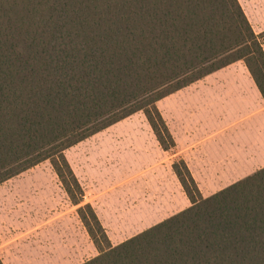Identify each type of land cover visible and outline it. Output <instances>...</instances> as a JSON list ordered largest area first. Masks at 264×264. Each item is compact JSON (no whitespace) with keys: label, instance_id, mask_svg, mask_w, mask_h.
Masks as SVG:
<instances>
[{"label":"trees","instance_id":"trees-1","mask_svg":"<svg viewBox=\"0 0 264 264\" xmlns=\"http://www.w3.org/2000/svg\"><path fill=\"white\" fill-rule=\"evenodd\" d=\"M264 32L238 0H0V183L48 160L97 254L80 264H264V166L112 244L64 151L142 111L164 150L156 102L242 60L264 100ZM0 264H3L0 260Z\"/></svg>","mask_w":264,"mask_h":264},{"label":"rangeland","instance_id":"rangeland-1","mask_svg":"<svg viewBox=\"0 0 264 264\" xmlns=\"http://www.w3.org/2000/svg\"><path fill=\"white\" fill-rule=\"evenodd\" d=\"M238 2L253 30L256 33L264 32V0ZM236 65L244 66V62L238 60ZM233 78L226 81L232 84ZM232 90L236 91L234 88ZM220 96L221 102L217 110L221 113L219 119H222L224 126H220L218 131L226 134V142L232 145L240 141L239 133H244L240 128L250 127L247 117L243 119L242 114H247L254 105L252 102L243 103L236 93H230L226 89L225 92L222 90ZM127 130L140 134L122 135ZM148 131H151L150 126L143 112L137 111L103 129L98 135L90 136L64 151L78 178L101 180L102 177L109 182L104 193L106 203H100L99 209L104 210L105 215L102 214L107 220L106 232L113 244L175 212L174 209H165V212L152 219H147V214L144 216L141 212L121 214L125 194L131 197L141 195L150 200L157 184H172L167 178V167L162 166L165 165V157H160L158 162L147 163L141 159V164L136 167L138 159L132 158V154L141 149H137L136 143L129 142L128 139L139 138L141 144H145L143 139L145 140V133ZM230 132L235 135L231 136ZM241 138L243 139L242 136ZM153 147L146 145L151 151ZM148 169L153 170L155 175L150 174ZM155 190L154 198L158 197ZM96 194L101 196L102 192ZM0 197V222L10 225L13 231L11 241L4 243L0 249L8 254L12 264H80L97 254L78 218L76 207L72 206L48 160L0 183ZM143 217L146 218L145 221H142Z\"/></svg>","mask_w":264,"mask_h":264},{"label":"crops","instance_id":"crops-1","mask_svg":"<svg viewBox=\"0 0 264 264\" xmlns=\"http://www.w3.org/2000/svg\"><path fill=\"white\" fill-rule=\"evenodd\" d=\"M231 77L233 78L232 84L226 81ZM218 86L221 89H218ZM233 88L236 91H233ZM225 89L230 93H236L243 103L252 102L254 105L251 111L242 114L243 119L247 117L246 121H249L250 127L240 128V130H244V133H239L240 141L232 145L226 142V134H221L218 131L220 126H224L222 119H219L221 113L217 109L221 102L220 94L222 90L225 92ZM156 106L174 140V146L169 150L162 149L151 128V131L145 133L146 138L143 139L145 144H141L139 138L128 139V141L136 143V148L142 150L132 154V158L138 159L136 167L141 164V159L147 163L158 162L160 157H165V165L162 166L167 167L169 172H167V178L169 181L171 180L172 184H157V191L154 190L158 197L154 198V190H152L151 197L149 196L150 200L149 198L144 199L141 195L131 197L129 194H125L121 214L129 212L140 214L141 212L144 216L147 214V219H152L153 216L165 212V209H174V213H176L187 207L190 202L171 167L174 161L183 160L185 162L203 197L209 196L264 166V100L245 65L238 66L236 62L231 63L161 98L156 102ZM101 131L91 136L98 135ZM139 134L140 132L135 133L133 130L122 133L124 136ZM230 135L235 134L230 132ZM103 136L105 135L103 134ZM124 140L127 141L125 138ZM146 143L153 145L154 149L148 150ZM152 169L156 170V168ZM153 170L148 169L147 171L154 174ZM76 177L83 190V203H89L93 207L105 228L107 220L103 216L104 210L99 208H101L100 203H106L104 193L109 182L103 180L102 177L101 180L78 178L77 175ZM97 192H102L101 196H96ZM2 198L0 197V199ZM162 202L164 204H161ZM72 206L77 208L78 205L72 204ZM141 209L143 210L141 211ZM145 220L146 218L143 217L142 221ZM12 234L10 225L0 222V248L4 243L11 241ZM0 260L3 264L13 263L9 261L8 254H5L1 249Z\"/></svg>","mask_w":264,"mask_h":264}]
</instances>
